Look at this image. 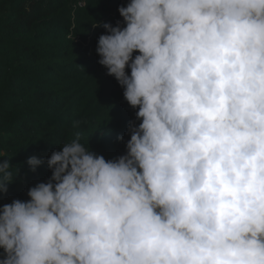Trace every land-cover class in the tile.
I'll return each instance as SVG.
<instances>
[{"label": "clouds", "instance_id": "1", "mask_svg": "<svg viewBox=\"0 0 264 264\" xmlns=\"http://www.w3.org/2000/svg\"><path fill=\"white\" fill-rule=\"evenodd\" d=\"M118 12L98 63L140 123L114 159L78 139L51 154L49 180L0 207V264H264V0Z\"/></svg>", "mask_w": 264, "mask_h": 264}, {"label": "trees", "instance_id": "2", "mask_svg": "<svg viewBox=\"0 0 264 264\" xmlns=\"http://www.w3.org/2000/svg\"><path fill=\"white\" fill-rule=\"evenodd\" d=\"M128 2L0 0V163L7 160L15 177L0 192V207L30 199L29 188L49 180L47 160L64 143L78 139L105 159L125 154L138 108L98 63L96 48L109 34L103 24L123 26L118 8ZM33 156L42 161L35 171L27 163Z\"/></svg>", "mask_w": 264, "mask_h": 264}, {"label": "rangeland", "instance_id": "3", "mask_svg": "<svg viewBox=\"0 0 264 264\" xmlns=\"http://www.w3.org/2000/svg\"><path fill=\"white\" fill-rule=\"evenodd\" d=\"M0 156H1V154H0Z\"/></svg>", "mask_w": 264, "mask_h": 264}]
</instances>
